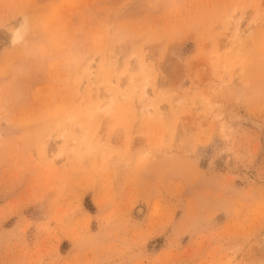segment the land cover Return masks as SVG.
I'll return each instance as SVG.
<instances>
[{"label":"rangeland","instance_id":"rangeland-1","mask_svg":"<svg viewBox=\"0 0 264 264\" xmlns=\"http://www.w3.org/2000/svg\"><path fill=\"white\" fill-rule=\"evenodd\" d=\"M0 264H264V0H0Z\"/></svg>","mask_w":264,"mask_h":264}]
</instances>
